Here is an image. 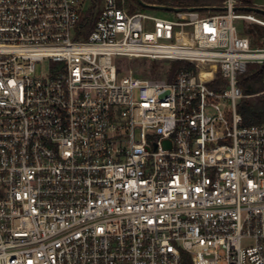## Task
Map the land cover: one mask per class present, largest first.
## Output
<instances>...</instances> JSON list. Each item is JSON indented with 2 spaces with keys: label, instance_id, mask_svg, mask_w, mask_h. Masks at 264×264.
<instances>
[{
  "label": "built area",
  "instance_id": "obj_1",
  "mask_svg": "<svg viewBox=\"0 0 264 264\" xmlns=\"http://www.w3.org/2000/svg\"><path fill=\"white\" fill-rule=\"evenodd\" d=\"M84 1L0 0V264H264V121L238 111L264 44L236 26L264 18L102 0L84 37Z\"/></svg>",
  "mask_w": 264,
  "mask_h": 264
},
{
  "label": "trees",
  "instance_id": "obj_2",
  "mask_svg": "<svg viewBox=\"0 0 264 264\" xmlns=\"http://www.w3.org/2000/svg\"><path fill=\"white\" fill-rule=\"evenodd\" d=\"M100 2L101 0H93ZM137 6L140 4L137 0H129ZM145 3H151V0H143ZM194 1V0H193ZM182 5L193 4L190 0H180L178 1ZM93 4V2H92ZM254 6L250 2L242 3L241 8L243 7H252ZM95 5H92V8L83 15L82 26L83 29L82 35L87 37L89 33L92 31L94 26L96 15L95 14ZM247 12V11H244ZM254 13V12H252ZM256 15L264 18V15L260 13H255ZM262 29L260 26L255 24L244 27V33L248 35L253 41L254 45L264 44L263 38L264 35L262 33ZM263 41V42H262ZM190 65L185 62H172L170 65V72L168 74V80L172 81L176 77L177 73L185 68H189ZM158 63L153 61L151 71L152 77H157L158 71ZM238 85L242 89L244 95L252 97H245L242 99L238 106L239 113L243 116L245 125H253L262 123L264 121V65L251 64L247 68V72L238 77Z\"/></svg>",
  "mask_w": 264,
  "mask_h": 264
},
{
  "label": "rangeland",
  "instance_id": "obj_3",
  "mask_svg": "<svg viewBox=\"0 0 264 264\" xmlns=\"http://www.w3.org/2000/svg\"><path fill=\"white\" fill-rule=\"evenodd\" d=\"M180 1V0H178ZM221 0H190V2H193V4H215L220 2ZM241 3H246V2H250L252 3L254 6L252 7H260L264 9V0H238ZM92 2L95 5V14L98 12V10L102 7V0L100 2L96 1V3L93 0H85L82 6V10L83 13L86 14L91 8H92ZM131 2V1H130ZM132 3V2H131ZM135 11H148L149 13L152 14H156V15H160V16H169L171 14H169L168 12L165 11H159V10H148L147 8L142 7L141 5L137 6V4L132 3V8ZM132 10V11H133ZM83 14V15H84ZM255 23H246V26L252 25ZM236 26L238 28L239 31H243L244 28V21L242 20H238L236 22ZM260 26V25H257ZM261 27V26H260ZM262 29V33L264 35V27H261ZM156 63H158V71H157V77H152V71H151V67H152V63L153 61L150 60H146V59H136V60H127V59H123L122 61H120V69L121 71L124 73L125 70L124 68H127V70L132 69L133 72L139 76L142 77H152L154 79H164L168 77V74L170 72V65L171 63L169 62H162V61H155ZM47 67H48V62L45 61L44 63V68L42 70V74L46 75L47 73ZM38 73H40V68L38 69Z\"/></svg>",
  "mask_w": 264,
  "mask_h": 264
},
{
  "label": "water",
  "instance_id": "obj_4",
  "mask_svg": "<svg viewBox=\"0 0 264 264\" xmlns=\"http://www.w3.org/2000/svg\"><path fill=\"white\" fill-rule=\"evenodd\" d=\"M137 2L144 8L149 9H158L163 11H179L178 9L172 8V7H166V6H152L147 3H145L143 0H137ZM200 8H191V11L199 10ZM242 11H248V12H254V13H260L264 15V9L260 7H243L240 8Z\"/></svg>",
  "mask_w": 264,
  "mask_h": 264
},
{
  "label": "crops",
  "instance_id": "obj_5",
  "mask_svg": "<svg viewBox=\"0 0 264 264\" xmlns=\"http://www.w3.org/2000/svg\"><path fill=\"white\" fill-rule=\"evenodd\" d=\"M248 12V11H247Z\"/></svg>",
  "mask_w": 264,
  "mask_h": 264
}]
</instances>
